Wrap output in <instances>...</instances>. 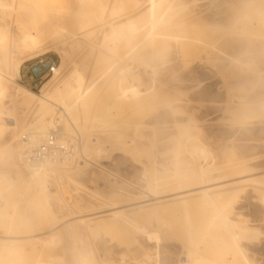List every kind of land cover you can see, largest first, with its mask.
<instances>
[{
  "label": "bare ground",
  "instance_id": "1",
  "mask_svg": "<svg viewBox=\"0 0 264 264\" xmlns=\"http://www.w3.org/2000/svg\"><path fill=\"white\" fill-rule=\"evenodd\" d=\"M207 1L0 0V51L4 48L5 44V29L7 27H12V29L23 33L22 43L29 51V56L36 53L34 50L38 46L39 38L46 33L49 34L51 38L57 39L65 45V53H62L63 56H66L65 54L69 50H77L88 46L87 51L95 53L93 62L96 63L98 59L103 61L101 69L97 70L98 67L95 66V76L93 78L91 77L90 81L84 83L85 78L83 74L79 73L78 70H74L69 74L70 80H73V84L63 82V84H60L59 88L58 83L60 82L59 77L61 72L58 70H61L65 66L63 62L62 65L56 69L55 75L43 85L41 89L42 94H38L23 85H19L17 87L18 90L9 89L6 83L10 82L12 78L0 71V101L6 92H10L14 98L19 100L21 108L28 111L36 110L38 112L36 121L33 125L24 127L23 129L21 128L20 132L23 133L25 131L26 135H21L20 133L22 138L17 147L13 145V141V143L9 145L0 147V159L9 162V165L17 170V161L22 159L23 150L37 145L54 123H58V131L63 140H73L75 137L72 133V128L70 129L65 124L68 119L74 122L81 131L89 127L93 128L94 126H87L90 119L85 117H83V119L81 116L91 102L95 100L98 102V99L101 98V105L99 104V108L96 107L98 103L95 105V108L98 109L95 110L101 112V115L94 116L92 119L97 122L102 118L105 122L104 124H106L104 126L115 127L108 129V134L114 138L111 148L110 146H108L109 149L106 148V145L100 140L92 141L91 144L86 143L84 145L82 142L80 148L81 154L79 159L74 163L54 164L47 162L37 166L25 167L29 169L31 175H53L54 178L52 179L73 182L78 188L80 187L79 185H81L78 183V179H80L79 176L86 177L88 175L96 181H101L100 179L104 173L103 170L106 171V168L104 165H99L96 161L99 162L106 154L109 156V152H112L111 150L115 149L118 150L121 155L128 154L133 158L141 160L144 151L150 154L151 147L148 141H144L147 137H140L138 133H140L142 129H144V132L145 129L152 126V118L150 117V119L148 116V121L144 120L143 122H134L132 120L136 111L141 110V108L143 110V108L147 109V107H153L157 102H162L158 101L161 92L157 89L158 84L155 86L157 90H155L154 85L156 83H159V86L163 85L158 81L153 84V86L152 83H150L151 86L147 85V87L144 86L145 88L140 89V84L144 82L143 79H147L148 81L146 80L144 83L148 82L147 84H149V81L157 73L158 67L168 66L169 68V66H179L181 64L186 66V64L193 62L196 56L200 57V55H203L201 56V60L204 63L209 62L210 67V63L213 62V60L220 58L219 55L222 57V54L227 53V48H229L230 51L231 45H235L232 42V34L234 35V33L243 30V34L245 35L243 36L247 38L248 41L252 40L256 43L255 53L252 54L255 55L253 61L259 58L260 61L262 60L263 62L260 69L253 71L255 73H252V76L257 74V78L262 76L264 79V5L246 13L245 16L250 18V20L247 23H243L239 19L240 17H234L227 9V5L235 4L234 0H213L211 4L205 6ZM213 5H217V7L211 10V8L214 7ZM37 16L46 18L47 21H49L47 22L45 20L46 22L36 23L33 20L37 18ZM202 17L206 20L216 19V21L214 23H204L202 21L204 18ZM22 19L26 20V22H24L25 24L21 22ZM251 20H254L256 25H254ZM42 21H44V19H42ZM13 22L15 24H13ZM27 22L32 23L26 24ZM17 23L19 26H17ZM32 31L36 33V36H33L31 33ZM68 39L70 40L68 41ZM229 57L231 58V56ZM232 59H234V57ZM203 62H201V64ZM95 63H93V65ZM217 63H215V65ZM225 63L228 62H224V64ZM241 64L244 68L248 67L244 63ZM204 66H207V64H204ZM211 66L214 67L213 64ZM95 67L92 68L95 69ZM217 67L215 66V68ZM139 70L143 71L147 76L153 77L150 80L148 77L144 78L141 74L142 72L140 73ZM17 72H19V66L17 67ZM252 78L254 79V77ZM153 79L154 81L156 80L155 77ZM154 81L150 82L154 83ZM167 81L168 78L166 79V82ZM257 84L258 82L254 85L256 86ZM160 87L159 89H162V86ZM51 88H54L56 93H51ZM165 88L167 89V86H164V89ZM172 88L173 87H168L170 92ZM176 90L174 91L173 88L172 92L174 93ZM234 90L235 88H233V91L231 90L229 100L231 111L233 109L237 114L242 112V115L248 111V105H254V110L258 109L261 112L264 111V85L262 94L260 96L258 95L259 97L256 99L250 97L248 89L238 88V90ZM176 93L179 95H174L180 96V92ZM237 96L239 99L235 101L233 98ZM169 100L170 98L168 101ZM189 101H191L189 98L177 99L174 100V102L172 101L173 104L169 103L170 105H167L169 109H167V106L164 107H167V113L174 112L176 109V111L180 113L174 112V116L176 113L179 116L185 112L182 113L180 109L179 111L177 109L184 108L183 106L188 105V103H190ZM95 110H93V113ZM53 112H55L56 117L54 122L48 125L44 121ZM165 112L158 113L159 115L156 116L157 118L154 123L164 122L163 118L168 117ZM99 116L101 118L95 119ZM2 118L11 117L6 115L5 111L0 106V133L7 128L11 130L18 129L16 120L13 119V124L8 125ZM172 121L178 124L185 120L176 118ZM126 123H129L133 129L131 139H126V135L123 133L122 127L126 125ZM97 127L99 126L97 125L96 128ZM188 127L190 128V125ZM100 130L101 129H96V131ZM143 137H145L144 140ZM199 150L202 153L205 152L203 148ZM101 161L106 162L109 160ZM224 161L223 163H220V161V165L216 167H208L206 170L201 169L198 172L192 169L182 170L181 167L175 166L172 173L156 177L155 184L148 188L149 195L144 199L133 202L120 203L117 201L109 203L110 206H105L108 204V201L89 189L87 192L92 194L99 204L97 207H99L96 210H90L85 214H79L75 217L90 223L100 222L103 219H117L125 235L127 231V234L139 237L140 244H146L144 236L148 231L142 229V226H140L138 222L131 221L130 213L142 212L150 207H164L163 205L165 203L173 201L185 203L189 198L197 196L213 198L215 196L220 197L223 194H234V192L239 191L238 189H240L248 179L250 180L253 174L244 172L246 164L240 161L229 163ZM176 164L177 162L175 165ZM95 165L98 167L100 166V172L91 170L92 166L94 167ZM214 169H222V171L216 172L213 171ZM0 176V181L6 179L3 180L2 175ZM212 178L219 180L207 182ZM122 180L123 179L120 181ZM123 181L128 182L126 180ZM254 181L257 180L254 179ZM15 184H20L24 192L30 187L28 183L23 182L21 174L18 171L13 175V178L8 180L5 186L0 187V225L4 228V233H0V236L9 238L8 240L11 241L6 252H0V264H31V262L27 261L24 250L16 248L13 246V243L20 241L18 238H23V240L28 241L32 246H34V244H39V250L34 248V246L31 247L30 251L39 256H43L49 251L57 238L55 236H48L46 234L48 230L27 232L24 234L10 231V229L15 231L19 228H31L35 223L34 221L31 222L29 217L20 211V201H13V210L10 212L6 211V205L9 200L7 194H9ZM40 184L41 183H38L36 185L40 186ZM122 185L119 186V189L113 191L111 194L112 198L118 199L120 197L130 196L126 191L127 189ZM24 192L21 194H24ZM35 197L39 198L40 194L37 192ZM46 198L47 197L44 199L39 198L40 201L35 207L34 213L40 217H51L42 219L37 225L42 226L46 225L48 222H53L55 226H57L63 221H68L69 218L63 221L61 220L60 222L56 220V217L52 214V209L49 208L50 202ZM227 202L231 203L229 200ZM227 207L229 206L225 203L220 209L216 210V218L219 217V219H222L221 221L224 223L225 231H223L222 228L221 232L218 234V230L217 232L215 231V235H212L211 231L209 232L211 236L208 237L210 234L206 232V228L204 229L205 233H202V237H199L201 239H199L196 244L189 238L188 244L183 246L186 253V255L183 256L186 258L183 264H264V259H260L259 256V258L256 257L257 255L254 258L255 261L251 259L253 258L252 256L251 258L246 256L243 247L238 241L240 236L245 235L244 232H246V228L241 226L237 229V224L235 222L237 219L234 221V218L232 219L229 216ZM212 222L208 223V226L214 228L215 225L213 226ZM209 227L208 231H210ZM216 228L217 227H215V229ZM149 237H151V235H149ZM207 242H214L217 245H221L223 251L215 256H204L203 251L206 250L205 246ZM201 243L203 245H201ZM258 252L255 253L258 254ZM138 254L142 264H153L154 257H151L150 254L139 247ZM262 254H264V252Z\"/></svg>",
  "mask_w": 264,
  "mask_h": 264
},
{
  "label": "rangeland",
  "instance_id": "2",
  "mask_svg": "<svg viewBox=\"0 0 264 264\" xmlns=\"http://www.w3.org/2000/svg\"><path fill=\"white\" fill-rule=\"evenodd\" d=\"M212 1L208 0L205 6L211 4ZM234 1L235 4L227 5V9L234 17H240L239 19L243 23H247L250 20V18L245 16L246 13L264 5V0ZM213 6L211 10L217 7V5ZM45 20L47 21L46 18L37 16L33 21L38 23L46 22ZM202 21L204 23H214L216 19L206 20L204 18ZM21 22L24 23L26 20L22 19ZM32 22H27L26 24H31ZM251 22L256 25L254 20H251ZM13 24L15 23L13 22ZM17 26H19L18 23ZM31 33L33 36H36L34 31ZM243 33L244 30L234 33V35L232 34V42L235 45H231V53L229 48H227V53H224L225 55L222 54V57L219 55L220 58L213 60L210 63V67L209 62L204 63L201 60V56L203 55H200V57L196 56L195 60L186 64V66L179 65L180 68L178 65L169 66V68L168 66L158 67V71L156 70L158 74H155L157 76L154 75L155 81L153 76H147L143 71L139 70L140 73L142 72L141 74L144 78L148 77L150 80L153 77V80L151 79L150 81H154V83L149 81V84H147L148 82L144 83L147 79H143L144 82L139 86L140 89L145 88L144 86L147 87V85L151 86L150 83L153 86L158 81H160V84H163L160 85L162 89H159L161 88L159 83L154 85V88L157 84L159 86H157V89L161 92L159 91L160 98L158 101L162 102H157L155 104L156 107H147V109L143 108V110L141 108V110L136 111L132 120L134 122H143L144 120L148 121L147 119L150 117L152 118H150L152 126L145 129V133L143 132L144 129L138 133L140 137H147H143V140L145 138L146 140L144 141H148L151 152L149 154L144 151L141 160H138L128 154L121 155L118 150H111L112 152H109V156L106 154L103 156L104 158H101V160L108 159L109 161H96L99 165H104L106 168V171L103 170L104 173L100 179L101 181H96L88 175L86 177L79 176L78 183L81 185L77 188L73 182L52 179L54 178L53 175H31L29 169L22 165L21 159L17 161V170L11 167L9 162L0 159V175H2L3 180L6 178L4 181H0V187L5 186L8 180L13 178L16 171L21 174L23 182L28 183L30 186L24 192L20 184L13 185L11 191L7 194L9 200L6 205V211L10 212L13 210V201H20V211L28 216L31 222H35H33L35 225L32 223L33 226L31 228H19L15 231L10 229V231L24 234L48 230L46 233L48 236H55L57 238L49 251L43 256L30 251L31 247L34 246V248L39 250V244L32 246L28 241L23 240V238H18L20 241L14 242L13 246L24 250L28 262H31V264H142L138 256L139 247L150 254L151 257H154L153 264H183L186 261V258L183 257L186 255L183 246L188 244L189 238L196 244L201 239L199 237H202V233H205L204 229L206 228V232L210 234L208 237L211 236V233L215 235L217 230L218 234L222 228L225 231L222 219L216 218V210L220 209L225 203L229 206L227 207L229 216L232 219L234 218V221L237 219L235 221L237 229L241 226L246 228L245 235L238 238L239 244L243 247L246 256L250 258L252 256L253 258L251 259L254 261L256 255L260 259H264V254H262L264 252V111L254 110V105H248V111L241 115L242 112L237 114L233 109L232 112L229 104L233 88L235 90H238V88L248 89L250 97L256 99L262 94L264 85L262 76L258 77V81L257 74L252 76V73H255L253 71L260 69L263 64L259 58L253 61L255 55L252 54L255 53L256 43L252 40L248 41ZM5 35L4 48L0 51V71L12 78L10 82L6 83L7 87L11 88V90H18L17 87L23 85L38 94H42L41 89L43 85L55 73L43 77L41 82L33 88L26 86L23 73L46 61L54 62L56 69L63 62L65 63V66L61 70H58L61 72L58 87L63 82L73 84V80H70L69 74L74 70H78L79 73L83 74L85 78L84 83L90 81L91 77L95 76L96 67H98L97 70L101 69L103 64V61L99 59L96 62L97 64L93 62L95 53L88 52V46L77 50H69L66 52V56H63L62 53L65 51V45L61 41L51 38L46 33L40 36L38 46L34 50L36 53L32 56H29V51L22 43L23 33L21 31L7 27ZM233 57L234 59H232ZM201 62L207 64V66H204ZM224 62H228L229 64L225 63V65ZM93 63L96 65H93ZM215 63L217 64L215 65ZM241 63H244L248 67L244 68ZM212 64L214 67L211 66ZM91 65L93 68L96 66L95 69ZM18 66L19 72H17ZM165 78H168L167 82ZM257 82L258 84L255 86L254 84ZM164 86H167V89L168 87H173L174 91L178 88L176 92H180V96H176L179 94L172 92L173 88L170 92L169 89H164ZM157 89L155 88V90ZM50 90L51 93L55 92L54 88ZM169 98L170 102L168 101ZM182 98H189L191 100L188 105L183 106L185 109H177L185 113L178 116L180 112H177L176 109L174 112L178 114L176 113L175 116L174 112H169L170 110L167 113L168 106L173 104L174 100ZM233 99L237 101L239 97L237 96ZM96 104V107L99 108L101 98L98 99V102L97 100L91 102L81 116V118L90 119L87 126H94L93 128L89 127L81 131L69 119L65 124L70 129L72 128V133L80 138L83 145L100 140L106 145V148L108 146L111 148L114 138L108 134V129L115 127L104 126L106 124H104L105 122L100 116L95 119L101 118V120L97 122L93 121L92 117L101 115V112L95 108ZM0 106L5 111V114L12 118V120L11 118H2L8 125L13 124L14 120L18 123L17 130L7 128L0 133V147L13 142V145L17 147L22 138L20 136L21 128L33 125L38 112L36 110L28 111L21 108L19 100L14 98L10 92L4 94L0 101ZM93 110H95L94 113ZM161 112L167 113L166 116L168 117L163 118L164 122L154 123L157 118L156 116ZM55 117V112H53L44 122L50 125L54 122ZM176 118H182L185 121L175 124L172 120ZM97 125L99 127L96 128ZM189 125L190 128L188 127ZM96 129L101 130L96 131ZM122 129L126 135V139H131L133 129L130 124L126 123ZM21 135H26L25 131ZM201 148L205 149L204 154L199 150ZM223 161L227 163L240 161L246 164L244 172L252 173V179H248L238 189L239 191H236L237 193L234 192L232 195L223 194L220 197L215 196L213 198L197 196L189 198L185 203L173 201L165 203L163 205L165 208L150 207L142 212L130 213V220L138 222L142 226V229L148 231L144 236L146 244H140V238L127 234V231L125 235L117 219H103L100 222L90 223L75 217L79 214H85L90 210L98 209L99 206L97 207V205L99 204L92 194L87 192L89 189L108 201V204L105 206H110L109 203L117 201L120 203L133 202L144 199L149 195L148 188L155 184L156 177L172 173L175 166L181 167L182 170L192 169L198 172L201 169L206 170L208 167H216L220 163H223ZM176 162L177 164L175 165ZM100 169V166L98 167L97 165L91 168L95 172H100ZM213 171H222V169H214ZM121 179L128 182H124L123 180L122 182L120 181ZM254 179L257 181H254ZM215 180L219 179L212 178L207 182ZM38 183H41L40 186L36 185ZM124 183H127L126 185L128 186ZM121 185L127 189L126 191L130 196L118 199L112 198L111 194L113 191L119 189ZM23 192L24 194H21ZM37 192L40 194V199L47 197L46 199L50 202L49 208L52 209V214L58 222L68 218L69 220L63 221L57 226L53 222H48L42 226L37 225L42 219L51 217H40L34 213V209L40 201L39 198L35 197ZM228 200L229 202L233 201L228 203ZM211 222L213 226L217 227L216 229L215 227L211 228V226H208V223ZM208 227L210 231H208ZM0 233H4L2 225H0ZM8 239L0 236V252L5 253L6 249L9 248L11 241ZM201 245L203 244L201 243ZM205 248L206 250L203 251L204 256H215L223 251L222 246L214 242H207ZM255 252H258V254Z\"/></svg>",
  "mask_w": 264,
  "mask_h": 264
},
{
  "label": "built area",
  "instance_id": "3",
  "mask_svg": "<svg viewBox=\"0 0 264 264\" xmlns=\"http://www.w3.org/2000/svg\"><path fill=\"white\" fill-rule=\"evenodd\" d=\"M56 64L50 61V66L43 70L41 78L54 74ZM81 140L75 136L73 140H63L58 131V123H54L47 134L37 145L23 150L21 163L23 166H37L47 162L74 163L79 159Z\"/></svg>",
  "mask_w": 264,
  "mask_h": 264
},
{
  "label": "crops",
  "instance_id": "4",
  "mask_svg": "<svg viewBox=\"0 0 264 264\" xmlns=\"http://www.w3.org/2000/svg\"><path fill=\"white\" fill-rule=\"evenodd\" d=\"M32 68H30L25 73H23L24 82H25L26 86H29L31 88L36 87L41 82V79H42L40 76H37L32 71Z\"/></svg>",
  "mask_w": 264,
  "mask_h": 264
},
{
  "label": "water",
  "instance_id": "5",
  "mask_svg": "<svg viewBox=\"0 0 264 264\" xmlns=\"http://www.w3.org/2000/svg\"><path fill=\"white\" fill-rule=\"evenodd\" d=\"M50 66V61H46L32 68V71L37 75L41 76L44 69Z\"/></svg>",
  "mask_w": 264,
  "mask_h": 264
}]
</instances>
